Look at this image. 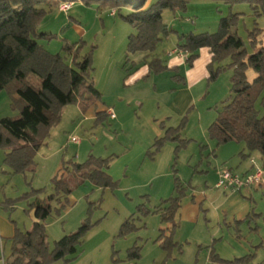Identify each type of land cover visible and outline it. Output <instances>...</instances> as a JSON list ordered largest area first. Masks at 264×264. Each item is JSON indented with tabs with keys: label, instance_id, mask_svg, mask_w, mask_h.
<instances>
[{
	"label": "rangeland",
	"instance_id": "1",
	"mask_svg": "<svg viewBox=\"0 0 264 264\" xmlns=\"http://www.w3.org/2000/svg\"><path fill=\"white\" fill-rule=\"evenodd\" d=\"M62 4L51 9L39 23L38 32L43 36L38 43L51 54H61L71 66L75 54L78 62L90 56L91 77L96 88L103 91L99 90L102 98L98 102L108 106L117 103L113 109L120 122L116 124L107 116L100 121L89 118L78 103L65 106L60 123L51 128L36 154L34 173L13 174L4 162L7 151L0 149L2 223L12 227L14 233L16 229L30 231L34 218L29 209L35 197L26 194L43 190L37 194L41 199L53 194L52 180L65 163H84L89 155L103 159L113 157L110 175L116 182L114 189L103 190L87 181L73 190L65 209L58 212L57 204L53 203L54 210L47 221L50 250L55 242L76 232L83 222L92 225L77 258L66 264H208L212 251L216 254V246L222 242L220 236L216 237L218 231L229 233L232 238L234 234H242L240 229L244 232L243 240L250 234L260 236L262 247L256 250L262 248V257L264 178L260 185L243 188L237 194L239 199H233L236 220L222 207L231 192L216 190L213 185L219 167L231 169L242 177L257 169L264 173V158L259 152L250 153L244 143L218 146L208 135L210 125L232 96L233 70L228 68L231 58L211 66L210 77L194 89L196 101L183 110L182 118L173 128L182 125L180 139L188 141L186 146L176 151L179 143L167 141L161 151L152 156L156 138L169 129L167 126L165 130V125L156 121V114L165 112L163 106L184 84L183 79L176 77V71L164 70L151 73L134 87L127 85L126 75L133 60L141 56L144 59L146 55L148 58L147 52L127 53L129 36L136 32L134 27L108 6L77 1L65 13L60 10ZM129 13L128 9L121 11L122 15ZM259 13L247 3L228 5L221 1L191 0L185 11L165 12L164 21L173 32L161 42L157 56L167 60L168 52L179 42V35L217 32L223 19L229 20L231 32L242 38L250 56L264 47V12L259 10ZM256 28L259 35L254 43L251 32ZM66 47H72V53ZM219 66L225 69L213 77V70ZM256 76L254 70L248 69L250 82ZM14 97H18L14 87L0 93V119L20 117L21 105ZM255 106L263 116L264 90ZM160 129L165 130L163 135H159ZM73 138L79 142L72 141ZM166 145L174 149L171 164L167 175H158V155ZM157 176L161 178L154 180ZM176 177L184 190L182 204L194 196L206 197L200 204L198 222L184 223L177 214L173 229L171 223L163 221L162 211L158 209L167 207L163 201L179 194L175 190ZM164 183L166 186L162 188ZM126 222H129L128 231L122 236L120 231ZM167 237L173 242L169 250L163 248ZM133 249L139 251V259L129 257Z\"/></svg>",
	"mask_w": 264,
	"mask_h": 264
},
{
	"label": "trees",
	"instance_id": "2",
	"mask_svg": "<svg viewBox=\"0 0 264 264\" xmlns=\"http://www.w3.org/2000/svg\"><path fill=\"white\" fill-rule=\"evenodd\" d=\"M77 1L111 7L131 24L136 32L129 36L127 53L147 52L150 59L147 65L151 73L177 70L166 66L156 53L161 42L173 32L164 21V13L185 11L191 0H0V93L14 87L18 96L14 100L21 105L18 119H0V149L7 151L4 162L13 174L36 171V154L49 137L51 128L60 123L65 106L80 101L95 104L102 98L91 77L93 68L90 56L78 62L75 54L74 65L71 66L61 54H51L38 43L43 36L38 32L43 17L62 3ZM211 1L228 5L247 3L257 14H260L259 10L264 12V0ZM123 9H128L130 13L122 15ZM258 32L257 28L251 32L254 43ZM66 48L72 53V47ZM177 48L189 56V67L198 58L201 49L210 51L212 65L231 58L228 68L233 70L232 96L210 125L208 135L218 146L230 142L244 143L250 153L257 151L264 158V115L260 116L255 106L264 90V47L247 56L244 41L231 32L229 20L223 19L215 33L179 35ZM224 69L223 66L215 68L213 77ZM248 69L254 70L257 75L252 82L247 77ZM102 115L97 114L98 121ZM181 130L182 125L166 130L164 137L155 140L151 155L158 154L167 141L179 143L176 151L185 147L188 141L180 139ZM112 160L113 157L103 159L89 155L84 163H65L52 180L53 194L45 199L37 196L43 190L26 194L35 197L29 209L33 212V228L27 232L16 229L12 254L5 264H66L77 258L79 247L92 225L88 221L83 222L76 232L55 242L53 250H50L47 221L53 213V203L57 204L58 212L65 209L69 206V196L73 190L87 181L103 190L114 189L116 182L108 173ZM175 190L179 194L163 201L162 204L167 207L158 209L162 211L163 221L171 223L173 229L184 196L177 177ZM128 225L129 222H126L122 226V236L127 233ZM164 234L162 230V236ZM172 246V238L167 237L163 248L169 250ZM129 257L139 259V251L130 250ZM254 258L255 254L247 255L229 264H246ZM211 259L218 261L213 251Z\"/></svg>",
	"mask_w": 264,
	"mask_h": 264
},
{
	"label": "crops",
	"instance_id": "3",
	"mask_svg": "<svg viewBox=\"0 0 264 264\" xmlns=\"http://www.w3.org/2000/svg\"><path fill=\"white\" fill-rule=\"evenodd\" d=\"M166 25L169 28V24H166ZM177 46H178V43H177ZM177 46L173 50L168 52L167 60L166 59L163 60L160 58L163 61V63L169 68H176L177 69L175 70L177 73L176 76L181 77V79H183V82H184V84L180 86L179 89L175 88L177 92L175 94H172V100H170L167 104L163 106L165 109V112H160L156 114V117H155L156 121H159L162 125H165V130L167 129L166 128L167 126H169V128H175L177 126L179 119L182 118L183 116V110L189 104H192L196 101V98L194 96V89L198 85H200L206 78H209L211 75L212 54L210 53L208 49H201L199 51L198 58L194 61L193 65L189 67L187 65V59L189 56L185 54L184 52H182L181 50H179ZM146 57L144 56V59H143V56H141L137 61L133 60V66L129 69L130 71L126 75L127 85H131L134 87L137 84H140L141 82H143L145 78L150 76L151 72L149 71V68L147 65L150 59ZM78 104L80 106H83V113L87 115L89 118H97L98 113H103L102 115L103 118L107 116V117H110L111 120H113L116 124H119L120 122L118 116L115 114L114 109H113V107H117L116 106L118 105L117 103L115 104V106H108L105 104H101L100 102H96L95 104H89L86 101H80ZM140 105L142 106L143 104L141 103ZM110 112L114 113L115 118L111 117ZM165 130L160 129L162 133L158 132L159 135H163ZM162 137H164V135L161 136L160 138ZM173 150L174 149L172 145H166L165 150H163V152L160 153V155H158L159 156V159H158L159 161L157 165L158 175H162V174L167 175L166 171H167L168 166H170L171 164V155H172ZM62 168L63 166L58 169V173L60 172ZM224 169H228V168H224V167L217 168L216 175L214 177V182H213L214 188L216 190H222V189L217 188V183H218L219 174ZM108 173L110 175V168L108 170ZM160 178L161 177L157 176L156 179L154 180H159ZM165 186H166V183L162 185V188ZM160 188H161V185H160ZM222 191L224 193L231 192L230 193L231 196L226 197V199H224V202L222 203L223 204L222 207L225 209L227 215L231 216L234 220H236L237 211L235 210L236 208L234 206L235 203H233V199L235 197L239 199V196L237 194L242 192V190L241 191L222 190ZM204 197L200 198V196L199 197L194 196L192 200H190V198L185 200V202L182 204L181 209L179 210V213H178L182 222L184 223L198 222V218L201 213L200 204H202ZM240 219H245V217L240 218ZM241 232H242L241 235L234 234V236L231 238L229 233H222L221 231H218L216 237L220 236V239L222 241L216 246V249H215L216 255L218 257V261L213 262L210 257L208 259L209 262L207 261L208 264H229L237 259H240L247 255H252V254H255V258L249 263L264 264V259H262L264 255L262 254L263 256L261 257L262 248L256 250V248L262 247V242H261L262 240L260 236L259 235L257 236V234L255 235L250 234V237L245 236L246 240H243L242 236L244 232L241 231L240 229L239 233ZM14 234L15 233L12 227L7 226L6 224L4 225L2 221L0 220V264H5V262L8 260V258L12 254V245H13L12 239L14 237ZM227 241H228L227 244H230L231 246L226 245ZM249 263H246V264H249Z\"/></svg>",
	"mask_w": 264,
	"mask_h": 264
},
{
	"label": "built area",
	"instance_id": "4",
	"mask_svg": "<svg viewBox=\"0 0 264 264\" xmlns=\"http://www.w3.org/2000/svg\"><path fill=\"white\" fill-rule=\"evenodd\" d=\"M72 6V3H63L60 7V10L62 12L68 13L71 10ZM110 115L112 118H115L114 113L110 112ZM72 141L76 143L79 142L78 139L74 138L72 139ZM251 162L254 164L253 160ZM263 178L264 173L261 169L254 170L244 177L229 169H224L219 174L217 188L224 191H241L245 187H254L260 185Z\"/></svg>",
	"mask_w": 264,
	"mask_h": 264
}]
</instances>
